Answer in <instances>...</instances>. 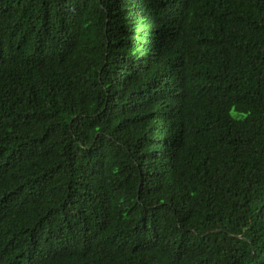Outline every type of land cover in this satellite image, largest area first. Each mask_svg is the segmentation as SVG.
<instances>
[{"label":"trees","instance_id":"trees-1","mask_svg":"<svg viewBox=\"0 0 264 264\" xmlns=\"http://www.w3.org/2000/svg\"><path fill=\"white\" fill-rule=\"evenodd\" d=\"M0 264H264V0H0Z\"/></svg>","mask_w":264,"mask_h":264},{"label":"rangeland","instance_id":"rangeland-1","mask_svg":"<svg viewBox=\"0 0 264 264\" xmlns=\"http://www.w3.org/2000/svg\"><path fill=\"white\" fill-rule=\"evenodd\" d=\"M231 115H232L233 117H238V115H237L235 112H231Z\"/></svg>","mask_w":264,"mask_h":264}]
</instances>
